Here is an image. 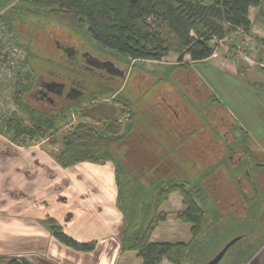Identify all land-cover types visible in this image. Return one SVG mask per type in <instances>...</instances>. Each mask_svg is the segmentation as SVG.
Masks as SVG:
<instances>
[{"label": "trees", "instance_id": "trees-1", "mask_svg": "<svg viewBox=\"0 0 264 264\" xmlns=\"http://www.w3.org/2000/svg\"><path fill=\"white\" fill-rule=\"evenodd\" d=\"M262 7L264 0H0L1 23L18 37L27 58L36 54L20 40L18 27L28 25L29 15L54 17L76 32L84 31L88 40L120 54L128 63H158L170 55L177 57L169 74L132 71L122 88L109 87L110 93L117 94L111 100L121 104L119 109L94 95L84 98L92 106L78 109L79 115L94 119L100 127L82 124L63 135L54 158L63 169L81 163L110 164L116 206L122 214L120 250L135 252L143 264H160L163 259L173 264H187L190 259L193 264H205L232 238L241 240L263 231L264 159L241 144L238 166L229 164L230 152L240 144L235 140V147L224 143V136L238 131L241 143L249 137L217 108L218 99L183 61L184 57L191 63L209 59L228 30L249 33V11ZM45 19H37V25L46 27ZM259 43L264 46V40ZM31 78L29 72L21 74L15 96L29 125L16 115L7 124L8 132L22 138V144L53 132L71 109L65 105L46 113L28 107L23 99L33 87ZM59 82L54 84H64ZM128 89H134V100L128 97ZM123 113L129 114L124 126L116 119ZM217 146L220 153L214 150ZM138 149L144 151L141 162L127 155ZM239 176L250 187L249 195L242 190L237 191L238 197L217 194H224L230 185L237 190ZM172 193L182 198L185 210L176 217L191 225V240L187 244L153 243V231L167 216L160 207ZM42 224L69 249H96L97 242L79 244L67 237L53 219ZM0 261L32 264L17 257Z\"/></svg>", "mask_w": 264, "mask_h": 264}, {"label": "rangeland", "instance_id": "rangeland-1", "mask_svg": "<svg viewBox=\"0 0 264 264\" xmlns=\"http://www.w3.org/2000/svg\"><path fill=\"white\" fill-rule=\"evenodd\" d=\"M263 12L264 7L261 9L252 8L249 12L251 22L249 33L240 29L228 30L225 37L218 42V48L212 55L211 60L192 64L191 67L193 73L202 81L207 91L218 99L220 104L217 105V108L222 109L231 118V121L241 127L249 137L248 141L244 140L241 143L240 132L232 131L222 139L224 143L231 144L234 147V140L240 144V146L235 147V151L230 152L229 164L233 168L238 166L240 162L243 153L241 144L254 151L259 159H264V46L259 43L260 40H264ZM1 14L2 12H0ZM43 17L47 19L44 20L46 27L37 25L40 24L37 19L41 20ZM43 17L38 18L29 15L26 20L27 23L29 22L28 25L18 27V33L20 32L23 36L19 33L20 40L28 48L33 47L36 54L35 58L28 56L23 69V74L29 72L33 78V87L24 96L23 100L28 107L46 113H52L65 105H70L71 109L68 111L67 116L56 124L57 129H52L53 132L47 133L45 137H38L31 143L15 145L14 147H16L15 149H25L38 145L36 152L43 153L48 161L50 159L54 160L55 155L60 150L61 137L74 131L78 125L86 124L90 128L100 127L94 119L79 115L78 109L92 106L89 99L84 100V98L94 95L96 100L98 99L105 104L112 103L114 108L119 109L121 104L111 100L113 97L116 98L117 94L110 93L109 87L122 88L124 84L128 83L126 81L127 74L132 71L156 73L164 76L171 66L177 64V57L170 55L158 63L140 61L128 63L120 54L112 50L102 49L93 41L88 40L84 31L76 32L64 23L60 24L55 21L54 17ZM84 55L86 56L84 57ZM183 61L190 65L187 57H184ZM103 64L108 66L106 67ZM59 81L65 84H63L65 89L72 88L77 90L78 93L75 92L72 95L73 97L65 99L56 90H48L45 87L47 84ZM107 82L111 84L108 85ZM132 90L134 91V89ZM132 90L129 91L128 89L126 93L129 96L125 95L134 100L135 92H132ZM198 99L199 101L202 100L201 96ZM16 116L21 118L24 124L29 125L28 117L17 106ZM116 119L119 124L124 126L129 119V114H119ZM6 133L0 135V143L11 148L6 142ZM214 150L220 153L219 146ZM142 151L138 149L137 152L127 155L133 160L141 162L143 160ZM254 176L257 177V172ZM28 177L30 178L29 175ZM239 179L238 186L240 189L235 190L230 185L228 186L229 190L224 189V194L223 192H217V194L229 198L238 197L237 191L242 190V192L247 193L246 195H249L250 187L247 182L242 176H239ZM52 182L48 177L43 188L53 193L54 196L56 192H59V188H55L56 192L50 188L51 185H54ZM58 184L63 187L65 183L63 181ZM61 190L65 191V188ZM23 195L24 193H20L18 196L22 197ZM169 197L171 200H169ZM60 200L63 201L61 198ZM181 202L180 195L172 193L161 207L167 215L175 218L176 209ZM56 204H61V202L57 201ZM181 205L182 209H185L184 204L181 203ZM242 209H244V206ZM241 212V210L240 213L238 211V214L240 215ZM163 229H166V226ZM261 230H263L261 233L258 232L252 237L237 241L228 249L218 264H244L248 261L264 240V225ZM15 243L10 242L8 244V242H4L3 245L0 244V253L9 256L23 254L22 251L26 247L21 241ZM11 245L13 246L11 247ZM193 263L195 261L191 259L187 262V264Z\"/></svg>", "mask_w": 264, "mask_h": 264}, {"label": "crops", "instance_id": "crops-1", "mask_svg": "<svg viewBox=\"0 0 264 264\" xmlns=\"http://www.w3.org/2000/svg\"><path fill=\"white\" fill-rule=\"evenodd\" d=\"M195 63L190 62V66ZM8 146L11 148L0 143V244L21 241L26 248L23 254L13 256L0 253V259L24 258L32 264H143L135 252L120 250L122 214L116 206L109 164L81 163L63 169L55 160L47 161L43 153L36 152L38 145L25 149ZM48 177L54 184L50 188H59L57 196L43 188ZM63 181L60 187L58 183ZM20 193L24 195L18 196ZM181 203L177 213L185 210ZM160 210L166 214L163 207ZM47 219H53L79 244L97 242L96 249L81 252L59 244L42 224ZM190 229V224L167 215L150 241L187 244ZM160 264L173 263L163 259ZM244 264H264V242Z\"/></svg>", "mask_w": 264, "mask_h": 264}, {"label": "built area", "instance_id": "built-area-1", "mask_svg": "<svg viewBox=\"0 0 264 264\" xmlns=\"http://www.w3.org/2000/svg\"><path fill=\"white\" fill-rule=\"evenodd\" d=\"M26 63L27 56L18 37L0 22V135L7 132L6 142L12 146L23 145L22 138L8 132L7 124L16 115V87Z\"/></svg>", "mask_w": 264, "mask_h": 264}, {"label": "water", "instance_id": "water-1", "mask_svg": "<svg viewBox=\"0 0 264 264\" xmlns=\"http://www.w3.org/2000/svg\"><path fill=\"white\" fill-rule=\"evenodd\" d=\"M240 240V237H234L229 240L211 259H209L205 264H218L219 261L223 258L228 249L233 246L237 241Z\"/></svg>", "mask_w": 264, "mask_h": 264}, {"label": "flooded vegetation", "instance_id": "flooded-vegetation-1", "mask_svg": "<svg viewBox=\"0 0 264 264\" xmlns=\"http://www.w3.org/2000/svg\"><path fill=\"white\" fill-rule=\"evenodd\" d=\"M94 63V62H93ZM104 65V64H103ZM104 66H108V65H104ZM48 90H56L58 93H60L61 95V97H62V95L64 96V98L65 99H68L69 97H73L72 95L75 93V92H77V90H74V89H72V88H69L68 90H67V88L65 89V86H63V85H61V86H58V85H56V84H54V83H52V84H47L46 86H45ZM67 92V93H66ZM78 93V92H77ZM67 94V96L65 97V95ZM71 95V96H70Z\"/></svg>", "mask_w": 264, "mask_h": 264}]
</instances>
